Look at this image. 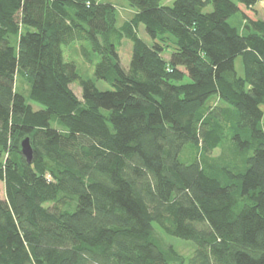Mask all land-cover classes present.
<instances>
[{"label":"trees","instance_id":"16d2710c","mask_svg":"<svg viewBox=\"0 0 264 264\" xmlns=\"http://www.w3.org/2000/svg\"><path fill=\"white\" fill-rule=\"evenodd\" d=\"M258 1L128 0L119 25L103 0H0V264H264V19L239 6ZM76 40L112 89L65 60Z\"/></svg>","mask_w":264,"mask_h":264},{"label":"rangeland","instance_id":"374dc122","mask_svg":"<svg viewBox=\"0 0 264 264\" xmlns=\"http://www.w3.org/2000/svg\"><path fill=\"white\" fill-rule=\"evenodd\" d=\"M103 1L110 2L116 6L119 14V25H121L125 20L130 19L132 15L136 12V9L132 8L129 5L128 0H103ZM162 1L163 4L166 5L173 4V0H162ZM239 6L241 7V10L249 17L253 19H257V18L264 19V0H259L252 8H246L243 4H239ZM209 9L210 7L207 8V10ZM229 21L233 25L239 27L242 33L244 32L245 19L243 18L242 12H238L235 15H233L229 19ZM138 34L145 41L149 43L152 42V39L146 32L145 26L143 24L139 26ZM62 48H63L65 60L74 61L77 66V71L82 77L94 80L97 86L101 90L112 89V85L108 81L101 79L96 75L95 72L96 65L100 61L101 56L99 53L94 52L92 50L91 44L88 40H76L70 44H63ZM118 52L120 55L122 65L125 68H128L133 53L132 41L129 38H123L120 44H118ZM170 53H171L170 51H167L166 53H164V55L168 57ZM236 68L239 74H243L244 72L243 62L240 56L236 59ZM188 80H189L188 78L185 79V81ZM17 86L20 89V91L23 92L25 95L28 94L30 87L25 77L20 76L18 78ZM71 86L75 91V93L81 96V88L78 82L72 83ZM32 103L36 109L42 107V105L38 103H34V102ZM215 103H217V100L214 97L211 98L208 102V104H215ZM233 130L234 129H230V131H228L229 137H232V134L234 133ZM220 151H221L220 149H217L214 152V154L217 155L218 153H220ZM187 153H189V151ZM190 155H191V150H190ZM183 158H186L185 154H183ZM0 197L3 199L6 198L5 184L1 180H0ZM154 234L160 240V242L163 244L164 247H168V246L174 247V249L185 259H188L194 253L195 244L191 240H184L178 237L168 236L158 226H155Z\"/></svg>","mask_w":264,"mask_h":264},{"label":"water","instance_id":"95a60500","mask_svg":"<svg viewBox=\"0 0 264 264\" xmlns=\"http://www.w3.org/2000/svg\"><path fill=\"white\" fill-rule=\"evenodd\" d=\"M21 151L25 156L28 163H31L33 160V148L30 142L29 137H26L21 142Z\"/></svg>","mask_w":264,"mask_h":264}]
</instances>
